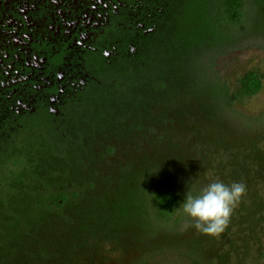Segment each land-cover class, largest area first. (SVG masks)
I'll use <instances>...</instances> for the list:
<instances>
[{"label":"trees","instance_id":"1","mask_svg":"<svg viewBox=\"0 0 264 264\" xmlns=\"http://www.w3.org/2000/svg\"><path fill=\"white\" fill-rule=\"evenodd\" d=\"M253 16L264 22V0H185L181 29L169 39L165 30L163 37L139 46L144 49L136 61L100 65L96 81L67 100L84 108L73 111L65 127L52 128L42 119L1 145L0 264L116 263L112 255L127 252L129 226L135 229L132 239L136 241L137 235H175L185 221L192 223L180 209L187 191L196 194L217 178L225 184H246L235 227L245 232L249 242H258L264 224L260 190L264 188V114L246 118L237 107L263 91L264 75L250 70L236 80L233 90L213 77L217 103L204 108L226 134L211 138L201 133L196 141L200 149L195 151L201 159L183 156L182 147L181 155L178 152L180 140L172 126L181 106L170 110L175 116L170 121L169 109L159 105L172 103L175 82L181 90L180 74L175 79L174 73H184L186 47L201 60L210 56L212 72L213 57L226 46L237 48L245 39L263 36L247 29ZM157 63L171 66L168 76H149L151 65ZM130 111L135 119H129ZM152 113L151 124L137 120ZM156 126L164 130H155ZM132 134L133 144L151 150L135 159L137 165L134 157L130 160L123 153V144L133 140ZM119 158L126 170L120 176L111 175L113 171L107 170ZM140 161L145 168L138 171ZM114 177L119 189L112 188ZM130 183L134 187L127 191L129 196L124 195ZM233 223L230 220L227 233ZM121 230L124 238L116 234ZM106 244H111V251H106Z\"/></svg>","mask_w":264,"mask_h":264},{"label":"flooded vegetation","instance_id":"2","mask_svg":"<svg viewBox=\"0 0 264 264\" xmlns=\"http://www.w3.org/2000/svg\"><path fill=\"white\" fill-rule=\"evenodd\" d=\"M100 1L62 0L63 17L78 22L68 33L50 0H0V149L42 119L65 127L84 108L67 100L96 81L101 64L136 61L142 43L181 29L185 0Z\"/></svg>","mask_w":264,"mask_h":264},{"label":"rangeland","instance_id":"3","mask_svg":"<svg viewBox=\"0 0 264 264\" xmlns=\"http://www.w3.org/2000/svg\"><path fill=\"white\" fill-rule=\"evenodd\" d=\"M257 19L260 18H257V16L255 19L254 16L250 17L251 21L249 20L247 29L252 30V32H260L263 36L245 39L237 48H230L228 51H224L222 54L213 58V68L211 67L212 72L208 61V57L210 58V56H203L201 60L200 56L196 55L197 53L192 52V50L187 49V47L185 48L183 58L187 61L183 66L184 73L182 71L174 73L175 79H177L180 74L181 90H179L180 85H178V82H175V92L171 94L169 100V103H172L169 104V106L159 104L162 108L169 109V115L167 117H170V121H175V116L170 115V110L177 105L181 106V110L177 113V120L172 126V128L175 129L174 134L177 140H180V149H178L180 155L182 147L183 156H196L197 159H201V157L197 156L195 153V151L200 149L196 141L201 133H205L211 138L217 133L226 134L225 130L217 127L211 122V112L205 111L208 110V108H204L212 105V103H217L214 98V81L216 80H214L213 77L215 79L217 77L218 81L221 79L223 82H227L228 86L233 90L236 80L242 74L250 70H256L264 75V22ZM210 55L212 56L213 54ZM165 65L158 63L157 65H151L154 70H150L149 76H156V74L168 76V69L170 70L171 66L165 67ZM161 67L163 68L160 69V73H156ZM148 86L149 84L147 83L145 90H148ZM237 110L246 118H256L264 114V88L257 97L249 99L244 104L239 105ZM160 114H162V119L163 113ZM129 116V119H135L133 111H130ZM204 116H207L208 119H205ZM152 117H154V113L145 118L139 117L137 120L142 123L144 122V124H151ZM162 121L163 120H160L159 122ZM156 129L161 130L163 128L156 126L155 130ZM132 137L133 140L129 143L125 144L124 142L123 145L126 146L123 153L128 154V159L134 157L132 160H134V164L137 165L135 159L146 154L148 155L151 153V150L148 146H141V148H138L133 144L135 135L132 134ZM144 163L149 167L148 162L144 161ZM114 165L113 168H108L109 170H107L113 171L111 175L115 176L118 173L117 176H120V171L126 170V167L123 169V161H121V158L116 159ZM138 166V169L136 168L137 166H135V169L132 171H136V169L139 171L145 168L141 161ZM127 180L129 182L131 178L129 180V177H127ZM133 183L134 185L136 184L135 182ZM123 185L126 184L124 183ZM118 187L119 184L117 186L114 177V179H112V188L119 189ZM133 187V184H127L126 189H122L124 195L126 194L129 196L128 192H131ZM263 189L264 188L260 187L262 192L261 196H264ZM240 214V209L237 207L231 217V221L235 224L231 227V232L227 233V231H225L224 234L218 238L210 237L197 231L195 228L191 227L190 222H188L189 220L185 221L180 228L177 229L175 235H158L157 237L147 234L142 236L137 235L139 237L137 241L135 238L132 239V237H135L133 235L135 229L133 231L132 226H129L127 228L128 230L125 231L127 233L125 235L127 238L125 244H128L126 254L123 255V252L118 251L116 254L112 255L116 258V263L112 261H94V264H264V224L260 229L261 232L258 236L260 237L259 241L251 243L246 238L245 232L238 231L237 227H235L238 223L237 221ZM122 232V230L118 231L116 233L117 236H122L124 238ZM225 235H227V238L224 241L223 236ZM231 244L234 245L232 246ZM131 249L133 251H131ZM147 250L149 253H146ZM38 263L39 262H34L32 264ZM12 264H18V261ZM53 264L63 263H61V260H58Z\"/></svg>","mask_w":264,"mask_h":264},{"label":"clouds","instance_id":"4","mask_svg":"<svg viewBox=\"0 0 264 264\" xmlns=\"http://www.w3.org/2000/svg\"><path fill=\"white\" fill-rule=\"evenodd\" d=\"M209 177L213 175L208 173ZM247 195V186L243 182L225 184L220 179H210L196 194L187 191L180 203L182 212L192 221L191 227L204 235L220 237L229 226L231 217ZM106 244V251H111Z\"/></svg>","mask_w":264,"mask_h":264},{"label":"water","instance_id":"5","mask_svg":"<svg viewBox=\"0 0 264 264\" xmlns=\"http://www.w3.org/2000/svg\"><path fill=\"white\" fill-rule=\"evenodd\" d=\"M43 2V0H40ZM52 2V5L54 6V8H56V13H59L57 16L60 17L62 16L63 20H64V23L62 24V26L64 27L63 31L64 32H72L75 27L78 25V22L76 23V20H72V21H68L65 19V16L63 17V10L60 8L59 4L62 3V0H50ZM71 2V6H77V4L74 2L76 0H69ZM93 2V5L96 6V7H101V6H104L107 2H104V1H100V0H91ZM55 17V15H54ZM90 19V18H89ZM83 22V21H81ZM58 23V22H56ZM69 23H72L71 25ZM59 28V27H58ZM55 28L53 29L52 32H58V31H54Z\"/></svg>","mask_w":264,"mask_h":264}]
</instances>
